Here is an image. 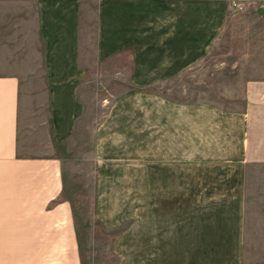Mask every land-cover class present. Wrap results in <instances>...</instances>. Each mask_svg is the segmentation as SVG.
Segmentation results:
<instances>
[{
    "label": "crops",
    "instance_id": "0c3cea01",
    "mask_svg": "<svg viewBox=\"0 0 264 264\" xmlns=\"http://www.w3.org/2000/svg\"><path fill=\"white\" fill-rule=\"evenodd\" d=\"M233 1L264 6L0 0V54H39L43 74L26 91L0 72V264H81L62 162L31 139L44 126L52 144L73 137L97 87L115 95L93 134L95 178L111 185L131 172L140 195L150 186L151 257L139 242L135 264H241L247 188L264 178V28L230 67L197 69L211 84L228 76V102L174 92L240 12Z\"/></svg>",
    "mask_w": 264,
    "mask_h": 264
},
{
    "label": "rangeland",
    "instance_id": "374dc122",
    "mask_svg": "<svg viewBox=\"0 0 264 264\" xmlns=\"http://www.w3.org/2000/svg\"><path fill=\"white\" fill-rule=\"evenodd\" d=\"M264 28V6L250 5L238 12L229 21L220 39L212 45L207 57L199 62L191 71L192 81L176 83L174 88L178 98H205L229 101L231 90L227 82L228 76L222 81L209 83V75L199 74L197 69L208 73H217V66L230 67L233 54H243L254 45L249 39ZM258 32V33H257ZM263 46L256 43L255 48ZM0 54V72L16 73L25 80L24 88L42 87L43 74L39 54ZM239 59V58H238ZM236 60L238 62L239 60ZM235 60V59H234ZM223 61V64L221 62ZM219 72V71H218ZM201 76V77H200ZM207 77L201 82V78ZM222 77V76H220ZM216 79V77H214ZM122 89L127 85H122ZM91 88V86H90ZM33 90L31 102L36 98ZM97 97L89 95L83 116L79 119L73 137L62 144H52L47 139L46 126L32 131V149L41 152L38 155L54 154L62 162L64 189L62 197L71 202L72 221L79 244L81 264H135L139 242H143L145 260L151 257V195L150 186L144 188L140 195L132 173L123 172L121 178L113 179L112 184L101 183L95 178L96 169L93 159V134L98 121L108 111L113 96L99 90ZM118 93V92H117ZM106 97L105 101L100 98ZM29 97L25 96V114L31 112ZM38 109V108H37ZM33 108L32 114L37 112ZM44 120L45 117L43 116ZM41 121V120H40ZM25 124L28 120L24 121ZM35 122L33 116L32 125ZM37 125V126H38ZM30 132L25 130L23 134ZM45 142V143H43ZM36 144H41L36 146ZM40 150V151H39ZM36 152V153H38ZM35 153V152H34ZM255 186L247 188L243 217V250L241 264H264V178L257 179ZM60 225V224H58ZM138 243V244H137Z\"/></svg>",
    "mask_w": 264,
    "mask_h": 264
},
{
    "label": "built area",
    "instance_id": "2783aa9c",
    "mask_svg": "<svg viewBox=\"0 0 264 264\" xmlns=\"http://www.w3.org/2000/svg\"><path fill=\"white\" fill-rule=\"evenodd\" d=\"M232 6L234 9L241 11L243 9V5L237 1L232 2Z\"/></svg>",
    "mask_w": 264,
    "mask_h": 264
}]
</instances>
